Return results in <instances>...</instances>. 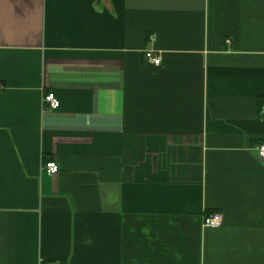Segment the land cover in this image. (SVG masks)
Segmentation results:
<instances>
[{
    "label": "crops",
    "instance_id": "crops-1",
    "mask_svg": "<svg viewBox=\"0 0 264 264\" xmlns=\"http://www.w3.org/2000/svg\"><path fill=\"white\" fill-rule=\"evenodd\" d=\"M262 104L264 0H0V264H264Z\"/></svg>",
    "mask_w": 264,
    "mask_h": 264
},
{
    "label": "built area",
    "instance_id": "built-area-1",
    "mask_svg": "<svg viewBox=\"0 0 264 264\" xmlns=\"http://www.w3.org/2000/svg\"><path fill=\"white\" fill-rule=\"evenodd\" d=\"M145 58L148 62L158 65L161 57L152 50L145 51ZM43 104L47 110H54L59 106V101L53 92L47 93L43 97ZM261 113H264V104L261 106ZM257 156L264 160V143L257 146ZM47 174L52 175L59 171V166L54 160L47 161L44 164ZM223 222L222 214L218 211L207 212L202 217V226L205 228H218Z\"/></svg>",
    "mask_w": 264,
    "mask_h": 264
}]
</instances>
